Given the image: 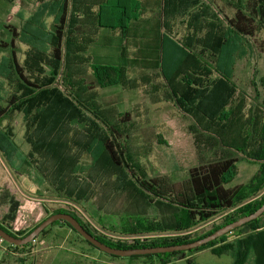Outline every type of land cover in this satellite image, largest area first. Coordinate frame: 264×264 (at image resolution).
Here are the masks:
<instances>
[{
    "label": "rangeland",
    "instance_id": "374dc122",
    "mask_svg": "<svg viewBox=\"0 0 264 264\" xmlns=\"http://www.w3.org/2000/svg\"><path fill=\"white\" fill-rule=\"evenodd\" d=\"M87 1L78 0L81 4L76 5L75 14L86 20L82 31L88 34L68 38L65 56L69 59L60 69L56 86L71 93L76 90L83 93L87 105L98 110L103 122L117 131V142L126 150L136 175L106 164L101 147L87 141L85 125L70 122L65 138L70 142L69 154L76 158L75 167L60 185L53 178L52 182L40 163L43 157L36 156L31 164L25 160L32 150L27 142L26 123L22 114L11 113L0 126V144L8 148L5 153L0 150V220L7 212L2 197L9 192L21 203L12 225L14 232L29 231L49 215L48 211L64 206L112 240L143 242L189 234L195 238L207 233L222 222V216L191 232L174 233L178 223L186 226L187 213L167 201L152 198L137 178L166 177L179 184L187 179L191 168L238 157L235 176L227 187L248 186L255 178L259 179L264 160L253 153L261 148L264 139V31L254 39L234 38L236 41L217 63L208 62L213 73L204 87L187 83V80L198 82L199 71L171 49L168 61L174 74L170 81L137 70L130 74L133 83L129 88H101L95 84L88 60L110 63L118 59L117 53L102 39L97 22L87 14ZM55 4V0H0V40L9 42L8 27L17 28L22 39L18 41L21 62L32 45L47 47L50 43ZM220 29L223 34L228 31L225 25ZM217 34L223 35L219 31ZM82 43L86 52H81ZM4 58L7 64L0 71L7 70L8 79L0 77V92L7 99L4 85L8 82V88L14 92L21 81L11 64V52L0 53V64ZM190 68L191 75L185 79L184 74ZM70 70L74 77L67 82L69 77L65 76L71 75ZM46 73L49 75L50 69ZM87 114L101 125L91 112ZM5 132L13 135L17 150L7 144ZM86 144L91 145L90 149H83ZM242 146L247 147L246 152L239 151ZM50 164L46 168L54 170ZM65 190L72 193V199H66L69 195ZM263 197L264 191L257 200ZM234 239L231 236L228 241ZM160 260L156 256L111 257L63 225L30 243L25 250H16L0 239V264H160ZM171 264H233V257L216 256L211 249L187 251Z\"/></svg>",
    "mask_w": 264,
    "mask_h": 264
},
{
    "label": "trees",
    "instance_id": "16d2710c",
    "mask_svg": "<svg viewBox=\"0 0 264 264\" xmlns=\"http://www.w3.org/2000/svg\"><path fill=\"white\" fill-rule=\"evenodd\" d=\"M55 2L53 15L55 20L53 29L50 31L51 41L47 47L31 44V48L25 53V60L21 62L18 55V41L22 39L17 28L8 27L11 33L9 42L0 40V53L11 52V64L21 81L14 92L8 88V82L4 85L3 89H6L7 92H5L8 93L7 99L3 96V92H0V126L9 114H22L27 127V142L32 148L31 152L25 155V160L31 164L36 161V156L43 157L41 158L43 161H40L41 165H44L42 168L47 169L51 177L49 179L53 178L59 185L75 167L76 158L69 154L70 142L65 138V131L68 132L70 122L85 125L87 141L101 147L106 164L108 162L114 170L135 176L133 163L126 156V150L117 142V131L103 122L98 110L87 105L83 93L79 94L77 90L71 93L67 89L64 91L56 86L61 73L60 69L69 59L65 56L68 38L75 34L81 36L88 33L82 31L86 28V20H82L75 14L77 13L75 7L81 2L78 0H55ZM86 11L97 22L106 45L117 53L118 60L110 63L101 61L91 63L88 60L95 84L101 88L115 86L129 88L133 83L130 74L137 70L170 81L171 75L174 74L168 61L171 49L175 53L179 52L186 63L199 71L198 76L201 78H196L198 82L187 80V83L204 87L213 73L208 67V62L217 63L223 52L236 41L233 40L234 38L254 39L264 31V0H97L93 4L88 0ZM45 25L44 23L42 26L45 27ZM222 25L227 27L228 31L225 34H223L224 30L220 29ZM217 31L223 35L217 34ZM101 44L103 45L100 43L99 47L102 46ZM83 46L84 44L81 52H86L83 51L85 48ZM50 49L51 52L48 53ZM112 59L114 60V56ZM4 63L7 64L5 58L0 67ZM46 69H50L49 75ZM1 70L0 77H6L8 71ZM69 72L71 75L66 74L65 77H74L73 70ZM190 73L191 68L184 74L185 79L191 75ZM73 77L66 81L71 82ZM7 79L6 77L4 80ZM70 86L76 89L72 83ZM1 101L6 104L3 105ZM90 112L101 122V125L88 116L87 113ZM5 135L7 144H11V149L17 150L18 147L12 139L13 135L10 132H5ZM262 141L261 148L253 153V156L259 160H264V139ZM90 147L89 144L83 145L84 150ZM238 149L240 152L247 151V147L244 146ZM0 150L5 153L8 148L0 144ZM238 162V157H228L199 165L191 168L187 179L179 184L171 182L166 177L137 178V182L152 195V198L167 201L187 213L186 226L178 223L174 233L191 232L199 225L222 216L223 220L219 225L195 238L189 234L143 242L112 240L99 234L77 212L64 206L48 211L49 215L44 220L55 214H69L96 239L115 249H139L191 243L253 214L263 206L264 197L260 200H257V197L264 191V163L261 165L258 180L255 178L248 186L228 188L227 184L234 178ZM50 163L54 170L50 171L46 168L51 165ZM36 167L41 169L39 165ZM44 177L48 178V175L45 173ZM65 192L67 196L69 195L66 199H72L70 198L72 193L66 190ZM2 204L7 207V212L0 220V227L16 238L28 236L44 221L42 220L29 231L14 232L12 225L17 218L21 203L14 195L5 192ZM60 225L69 228L84 242L97 249L66 222L52 224L35 242ZM231 236L235 239L229 242ZM29 245L19 247L10 245V247L25 250ZM206 249H211L216 256L230 254L233 257V264H250L251 261H253L251 264H264V214L232 233L192 251ZM183 253L175 252L148 257H160V264H171ZM137 257L139 256L132 258ZM187 261L191 262V260Z\"/></svg>",
    "mask_w": 264,
    "mask_h": 264
},
{
    "label": "water",
    "instance_id": "95a60500",
    "mask_svg": "<svg viewBox=\"0 0 264 264\" xmlns=\"http://www.w3.org/2000/svg\"><path fill=\"white\" fill-rule=\"evenodd\" d=\"M264 214V204L253 214L243 217L219 230L212 233L211 235L202 238L200 240L183 244V245H173V246H162V247H151V248H139V249H115L111 246H108L98 239H96L93 235H91L76 218L69 214H55L51 217L44 220L38 227H36L28 236L24 238H16L0 227V239L4 242H7L13 246H26L30 243L36 241V239L52 224L56 222H66L68 223L73 230H75L78 234L82 236L84 240L89 242L95 248L100 250L101 252L116 256V257H134V256H149V255H160L167 253H175V252H187L192 251L194 249H198L203 247L211 242L216 241L217 239L232 233L234 230L243 227L244 225L259 219Z\"/></svg>",
    "mask_w": 264,
    "mask_h": 264
},
{
    "label": "crops",
    "instance_id": "0c3cea01",
    "mask_svg": "<svg viewBox=\"0 0 264 264\" xmlns=\"http://www.w3.org/2000/svg\"><path fill=\"white\" fill-rule=\"evenodd\" d=\"M176 262V261H175Z\"/></svg>",
    "mask_w": 264,
    "mask_h": 264
}]
</instances>
